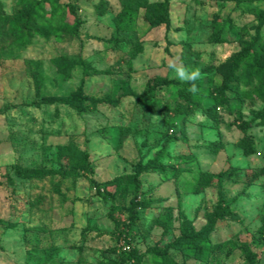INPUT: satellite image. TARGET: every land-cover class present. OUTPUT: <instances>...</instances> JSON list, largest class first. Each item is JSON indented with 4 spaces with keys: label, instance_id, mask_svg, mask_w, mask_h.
Listing matches in <instances>:
<instances>
[{
    "label": "rangeland",
    "instance_id": "374dc122",
    "mask_svg": "<svg viewBox=\"0 0 264 264\" xmlns=\"http://www.w3.org/2000/svg\"><path fill=\"white\" fill-rule=\"evenodd\" d=\"M34 8L37 34L21 29L13 35L15 24L0 20V264H112L124 245L142 254L138 264H163L148 249L174 242L184 220L195 231L205 228L218 187L212 180L196 190L195 181L201 172L220 171L239 219L218 221L208 234L211 246L205 242L209 248L201 253L169 247L168 256L178 264H247L244 253L228 244L232 239L247 243L258 253L257 264H264V175L255 177L264 168V124L255 117L264 107V78L244 71L238 89L217 105L218 122L171 86L155 91L153 112L137 107L133 96L154 77L177 80L168 61L179 58L200 69L194 99L210 106L221 67L246 43L260 51L264 0H0V18ZM124 10L132 13L119 30ZM216 18L220 31L211 41ZM69 60L78 63L71 68ZM78 87L112 100H63ZM178 102L183 112L164 109ZM242 126L251 138L249 154L239 144ZM175 132L187 141L167 140ZM212 142L218 150L206 146ZM161 149L165 173L138 176V197H151L152 206L138 208L142 221L122 235L128 199L103 184L135 173ZM83 152L92 172L78 163ZM180 155L193 160L175 163ZM16 164L53 174L20 178ZM107 191L114 198L104 196Z\"/></svg>",
    "mask_w": 264,
    "mask_h": 264
},
{
    "label": "trees",
    "instance_id": "16d2710c",
    "mask_svg": "<svg viewBox=\"0 0 264 264\" xmlns=\"http://www.w3.org/2000/svg\"><path fill=\"white\" fill-rule=\"evenodd\" d=\"M35 8L33 10H26L25 12H17L11 16H3L0 18L2 21H12L15 24V29L12 31L13 35L19 33L21 29H27L34 33H39L38 27L33 20L36 18ZM70 10L71 7H70ZM132 11L124 10L117 16L118 21V29H125L128 24V18L131 15ZM77 20V19H76ZM218 18H216L210 25L211 32L210 38L211 41L218 40V33L219 29H217ZM78 21V20H77ZM226 23V20L223 21V24ZM264 23V18L260 20V24ZM260 48V51L256 50V46L250 44H244L242 50L231 57L227 63L221 67L220 71H218L221 76L222 80L219 85H217V89L219 91L218 95L214 97L213 103L203 108L202 105L195 101L194 95H197L200 92L201 84L199 81H196V84L199 88V91L196 94H192L188 91L189 84L181 82L179 80H172L166 79L164 77H154L148 80L144 90L136 94L134 93L133 96L135 98V104L143 111L153 112L158 108L157 100L155 97V91L163 88V87H173L179 97L186 102L188 105L200 107L207 115L211 116L214 121L218 122L221 120L220 113L217 112L216 107L217 105H222L223 102L226 100L225 93L227 91L230 94H233L234 91L238 89V82L240 80V76L243 74L244 71H248L250 74L255 75L258 79L264 78V43L261 46H257ZM78 62L76 61H66L65 65H69V67L73 68L76 66ZM259 87L263 90L264 85H259ZM69 103L75 104H96L102 101H110L112 99L106 97L102 98H95L93 96L85 95L81 87H78L76 91H74L69 97L63 99ZM116 102V101H115ZM229 102V101H228ZM166 110H175L177 113L183 112L184 105L183 102H178L176 105L171 109L170 107H165ZM229 112L228 106L225 109V112ZM256 118H260L261 122L264 124V107L260 109L256 113ZM241 130L244 136L239 141L240 146L244 149L246 154H249L253 151L251 138L246 132V128L244 126L241 127ZM169 141H187L185 135L179 137L175 132L171 136L168 137ZM209 148L212 150H218L220 145L216 144L215 142L209 143ZM167 155V153L161 149L158 152V155L154 158L148 160L143 165L138 166V170L129 175H118L114 177L112 180L104 183V186H116L120 188L121 194L127 200V209H128V223L127 227L120 231V234L124 235L131 229L134 225L139 224L142 221L141 216L138 214L137 209H146L152 206V198L151 197H143L139 198V191L141 187L140 180L138 179L139 173L141 171H157L160 174L165 173V163L161 160L163 156ZM187 159L188 161H192L193 157L190 155H180L176 157L175 163L180 164L181 159ZM78 163L88 172H92V166L88 160V155L86 152L81 153L78 159ZM173 176H177L179 173V169L177 167L172 166ZM15 174L20 178H43L46 176H51L53 174L52 170H40L33 167H23L20 165L13 166ZM259 175H264V168L259 170V173L256 174L255 177H259ZM230 176V175H227ZM225 178V171H220L216 174H210L206 172L199 173L198 178L195 181L196 190L203 189L206 185L210 184V181L215 180L216 185L218 187V195L215 204L213 205L212 211L206 214V226L201 231H195L191 223L187 220H184L182 233L178 236L174 242L166 244L164 247L153 246L150 247L148 250L154 252L161 257V261L163 264H178L175 261H172L168 256V249L169 247L173 248H191L195 249L198 253L208 249L204 246L205 242H209V246H211L208 234L213 231L216 227L218 221H222L225 219L230 220H238L239 215L236 211H234L231 207L230 202L227 201L222 187L221 181ZM125 182V185L122 183ZM264 186V181H263ZM94 186L96 187V191L100 193V185L94 182ZM131 194V196H130ZM107 195L109 198H114V194L110 191H107L104 196ZM128 197V198H127ZM235 199V198H234ZM264 222V218H263ZM264 227V226H263ZM262 232V230H261ZM228 244L233 248L240 249L246 258L247 264H257L258 263V253L251 250L247 243L245 242H237L235 240H228ZM142 254L136 248L124 249L122 253L112 262V264H138L141 260Z\"/></svg>",
    "mask_w": 264,
    "mask_h": 264
},
{
    "label": "clouds",
    "instance_id": "9594fccd",
    "mask_svg": "<svg viewBox=\"0 0 264 264\" xmlns=\"http://www.w3.org/2000/svg\"><path fill=\"white\" fill-rule=\"evenodd\" d=\"M168 68L174 73V79L189 84L188 91L190 93L196 94L199 91L196 84V81L202 78V73L199 68L189 69L179 61V58L170 59L168 61Z\"/></svg>",
    "mask_w": 264,
    "mask_h": 264
},
{
    "label": "built area",
    "instance_id": "2783aa9c",
    "mask_svg": "<svg viewBox=\"0 0 264 264\" xmlns=\"http://www.w3.org/2000/svg\"><path fill=\"white\" fill-rule=\"evenodd\" d=\"M123 248L124 249H129V246L128 245H124Z\"/></svg>",
    "mask_w": 264,
    "mask_h": 264
}]
</instances>
